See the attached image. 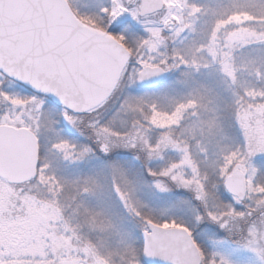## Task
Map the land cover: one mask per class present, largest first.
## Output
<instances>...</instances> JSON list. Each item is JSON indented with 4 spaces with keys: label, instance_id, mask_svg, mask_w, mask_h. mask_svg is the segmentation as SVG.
I'll return each instance as SVG.
<instances>
[{
    "label": "snow or ice",
    "instance_id": "snow-or-ice-1",
    "mask_svg": "<svg viewBox=\"0 0 264 264\" xmlns=\"http://www.w3.org/2000/svg\"><path fill=\"white\" fill-rule=\"evenodd\" d=\"M38 6L0 0V48L13 35L11 14ZM207 13L195 0H110L100 10L107 26L99 27L97 47L46 38L28 53L25 72L46 71V81L29 83L0 67V171L16 155L26 173L15 181L0 175V264H69V257L70 264H264V55L249 52L251 80L238 85L236 76L241 49H264V0H225L212 22L197 29ZM132 30L143 34L130 40ZM185 31L193 39L178 47ZM73 53L89 63L110 57V78L87 86L67 71ZM213 68L229 82L234 135H223L218 113L204 114L199 88L178 96L127 91L172 73L187 86L190 77ZM217 133L230 142L210 148ZM61 164L76 175H58ZM5 184L12 193L7 211ZM140 186L166 206L157 211L137 197ZM66 191L78 208L81 197L107 195L134 222L137 241L102 254L81 225L63 216ZM37 214L62 219L63 229L44 243L60 241L67 253L15 251L8 236L19 235ZM84 215L91 230L111 227L100 213L85 208ZM237 254L252 259H233Z\"/></svg>",
    "mask_w": 264,
    "mask_h": 264
},
{
    "label": "rangeland",
    "instance_id": "rangeland-1",
    "mask_svg": "<svg viewBox=\"0 0 264 264\" xmlns=\"http://www.w3.org/2000/svg\"><path fill=\"white\" fill-rule=\"evenodd\" d=\"M67 1L74 14L80 21H82V17H91L93 20H95L94 24L90 22H83L86 25L99 30L100 25L104 24L103 18L100 15V10L108 7L110 0ZM195 2L203 5L208 10L207 15L201 16L200 20L196 23L197 29H202L205 25V22H208L209 24L212 22L213 12L219 10L225 3V0H195ZM108 15L110 16L111 12H109ZM157 16L158 13L156 15L151 14L149 15V20H155ZM123 22L127 26V20L125 19ZM106 26L107 25L104 24V27ZM131 32H135L139 36L143 34L136 30H132ZM180 39L183 40L184 43L180 44L178 40L177 46L184 47L191 43L193 37L189 32L185 31ZM250 51L252 55H264V49H241L240 53H238L240 59L237 60V64L242 65L241 69L236 73L238 85L252 79V77L249 75L250 71H252V67L245 62ZM178 79L183 78L177 73H172L167 77H164L162 82L156 87L139 88L137 85H133L132 89H127V91L147 93L155 92L159 94H167L168 96H178L186 92L188 88H199L201 94L203 95L202 104L204 114L206 116H211L213 113H218L221 116L220 125L223 128V135H234V133H232L229 128V113L227 104L230 100V93L228 91L229 82L225 79V77L215 68H213L209 69L207 72H201L197 75H194L193 77H190L188 79L187 86L175 83V81ZM6 83L9 87L15 90V81ZM163 104L165 107L168 106L167 101H163ZM3 107L4 105L0 104V109H3ZM119 122V119H117V125H119ZM210 141V148L215 144L216 141H220L222 144L230 142L228 140H221V135L219 133L210 136ZM57 174L61 176L67 175L70 178H73L76 175V173L73 172L71 168H68L63 164L59 165V171ZM2 191L4 207L7 211L10 208V205L8 204V196L12 195V193L7 189V184H5ZM32 191L38 192L40 190L38 188H33ZM135 195L140 199L147 201L150 206L155 208L157 211L162 210L166 206L164 199H157L153 197L149 190L143 186H140ZM70 196L71 193L66 191L61 197L62 205L66 206L63 216L69 218L73 225H81L83 235L86 236L87 239L91 240L102 254L106 253L107 251L121 250L124 247L122 241L128 243H135L137 241V237L134 232V222L122 211L119 205L107 195L81 197L80 202H82L83 206L79 208L76 204L71 203V201L68 199ZM28 203H31V201ZM69 204H71V206L67 207ZM85 208L91 210L92 212L100 213V219L105 220L111 225V227L103 231L91 230L86 223V217L84 215ZM172 211L175 212L176 209H172ZM18 219L19 218H17V220ZM15 222L17 221H13V223ZM36 224H40L42 227L38 230L35 228ZM62 229V219H59L55 215H48L45 217L37 214L32 217L31 223L24 225V230L20 232L19 235H16L15 233L10 234L8 236V240L9 243H14L16 245L15 251L21 254L26 253L28 257H30L32 254L38 255L39 252L46 247L49 250H51L52 247H58L67 253L68 248L60 241H55L54 244L50 245H45L44 243V238L46 236L51 238L53 233ZM74 256L75 251H73V257ZM233 259L251 260L252 258L244 254H237L233 256ZM68 260L70 264L72 257H69Z\"/></svg>",
    "mask_w": 264,
    "mask_h": 264
},
{
    "label": "water",
    "instance_id": "water-1",
    "mask_svg": "<svg viewBox=\"0 0 264 264\" xmlns=\"http://www.w3.org/2000/svg\"><path fill=\"white\" fill-rule=\"evenodd\" d=\"M34 2L43 6L30 8L27 11L20 9L11 14L13 35L7 47L0 48V67L29 83L34 78L39 81H46L48 78L46 71L35 75L24 70L30 61L28 53L39 42H43L46 38H55L61 45L77 44L86 48H95L98 46L95 37L102 35L98 29L80 21L67 0H34ZM67 71L76 72L87 86L95 87L110 78L112 59L101 56L89 63L73 53L71 62L67 64ZM162 80L163 78L145 81L137 86L149 88L158 85ZM25 174L16 155L10 157L3 171H0V175H3L7 181L18 180Z\"/></svg>",
    "mask_w": 264,
    "mask_h": 264
},
{
    "label": "trees",
    "instance_id": "trees-1",
    "mask_svg": "<svg viewBox=\"0 0 264 264\" xmlns=\"http://www.w3.org/2000/svg\"><path fill=\"white\" fill-rule=\"evenodd\" d=\"M139 37V35L138 34H136L135 32H131V33H129V38H130V40H135L136 38H138ZM156 87V86H155Z\"/></svg>",
    "mask_w": 264,
    "mask_h": 264
}]
</instances>
